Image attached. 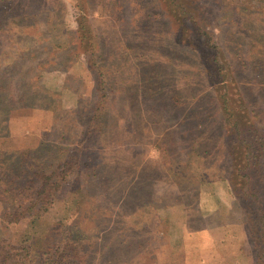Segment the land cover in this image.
Listing matches in <instances>:
<instances>
[{
  "label": "rangeland",
  "instance_id": "obj_1",
  "mask_svg": "<svg viewBox=\"0 0 264 264\" xmlns=\"http://www.w3.org/2000/svg\"><path fill=\"white\" fill-rule=\"evenodd\" d=\"M180 1L0 0V264H264L238 200L264 192V0H186L223 79L175 37Z\"/></svg>",
  "mask_w": 264,
  "mask_h": 264
},
{
  "label": "trees",
  "instance_id": "obj_2",
  "mask_svg": "<svg viewBox=\"0 0 264 264\" xmlns=\"http://www.w3.org/2000/svg\"><path fill=\"white\" fill-rule=\"evenodd\" d=\"M181 1L183 3L178 5L177 7L173 6L172 4L169 5V3H165L166 12L168 13V16L170 17L171 23L174 26V29L176 32L175 37L177 38V40H179L181 43H183V45H189V46H193V47L197 46L201 52L200 54H201L202 61L213 72V74L217 77V79L225 78L226 73H224V71L226 70V72H229V69H228L229 63L225 64V68H224V64L223 65L219 64L220 58H218V57H221V55L223 56L222 52L220 51V52L211 53V50L215 51V49H217V46L213 43L214 35L212 33H209L208 31H204L202 29L201 25L197 22L196 18L192 16L194 13V10H193L194 8L192 7V4L191 3L187 4L186 0H181ZM82 4L83 5H80V15L78 17V29L76 31V35H77L81 44H87V41L90 40L89 36L91 35V27H90V22L88 20V16L85 13L87 7L84 5L85 3H82ZM88 46H89V42H88ZM212 72H210V73H212ZM104 83L105 82H103V84ZM226 87H228V89L223 94L221 93L219 95L218 101L223 108L222 111H223L224 117L227 118V120H229L230 118H234V125H233L234 130H238V134H240V138H243L251 130V127H250V125L248 126V124H245L244 120L241 119V117H243V116L247 117L248 114L246 115L244 111L237 112L238 109L235 106L237 99L233 95L234 88H233V86H226ZM97 119H98V117H97ZM99 123L95 124V122L93 121V124L95 126L92 127L89 131V133L92 134L93 136L97 133V130L100 129ZM99 131H98V133H99ZM89 136L91 137L90 139L93 140L94 137L91 135H89ZM87 138H89V137H85V140ZM228 148H229V153L232 155L233 159H235L237 162V160H238L237 156L238 155L236 154V152H237L235 150L236 148H234L232 146H230ZM262 148L263 147H259V148L254 149V150L251 149V151L253 152V155H256L258 153H261ZM87 149L88 148H86L83 152L81 150L77 149L78 150L77 157H79L77 162L80 160V158H82L83 155H85V154L87 155V153H89V151H87ZM246 155H247V153H245L243 155V159L246 158ZM86 157H87L88 161H92L91 157H88V156H86ZM251 164L252 163L250 160H248V162H246V159H245V161H243V167L241 170H247V168L249 166H251ZM67 165H68V162H67V160H65L64 171L68 170V168H66ZM239 173H242V171H240ZM66 174H67V172L64 173L63 177ZM236 176H238V171L234 170L233 174L231 176L232 181L236 180ZM43 179L45 181L42 182L41 186L36 185L37 183H39V182H37V180H38L37 177L35 179L36 182L33 181L34 182L33 184L35 186L34 188L38 189L40 187L39 189H42L38 193V195L44 194L45 190H46L45 188L51 189V188H54L56 186H59L56 182H52L51 176H47V177L45 176ZM252 180H253L252 177L247 176V178L245 180V184L243 185L244 188H247V190L246 191L244 190V192L239 194L238 200L240 201V204H241L243 210L245 211V213L248 216H249L250 212H252V215L255 217L253 221L255 222V224L257 225V228H258L257 234L259 233V237L264 240V192L261 193L258 190L257 194L254 193V198H255L254 207H255V209H252L253 211L245 203V198L250 197L249 195L252 194V192H253V191L248 189L249 183ZM50 181H51V184H50ZM252 196H253V194H252ZM247 231L251 232L252 230L249 229ZM34 241L35 240L32 241V244L34 243ZM50 247L53 248L54 244L47 242V248H50ZM56 247H58V245H56ZM66 249H67V247H65L63 249L65 255L69 254V253H67ZM260 250L264 251V247ZM260 256L261 257H258L259 261L261 260V258H263L261 253H260ZM262 263H264V262H262Z\"/></svg>",
  "mask_w": 264,
  "mask_h": 264
}]
</instances>
